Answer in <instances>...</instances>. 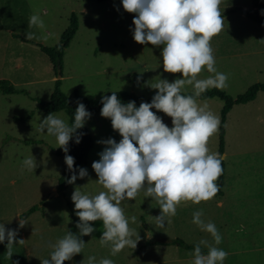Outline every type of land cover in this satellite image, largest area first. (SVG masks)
<instances>
[{
  "label": "rangeland",
  "instance_id": "obj_1",
  "mask_svg": "<svg viewBox=\"0 0 264 264\" xmlns=\"http://www.w3.org/2000/svg\"><path fill=\"white\" fill-rule=\"evenodd\" d=\"M221 8L230 9L231 12L227 18L244 19L248 11H252L253 4L252 0H221L219 9ZM29 11L32 15H39L43 20L44 27L42 29L39 27L28 28ZM73 13L78 16L80 25L78 33L63 58V75L66 76V80L61 88L68 96H74L75 91H79L82 95L92 97L91 94L94 95V93L91 92V87L97 80L92 76L97 74L96 71H103L101 60L97 57L100 54L109 56L107 59L109 66L112 62L113 65L120 62L114 55L117 51L122 50L120 45L123 37L130 40L131 50H136L133 38L135 27L133 18L136 14L125 11L122 0H0V80H10L11 84H14L18 89L27 91V93L13 94L0 92V223L4 224L6 230L16 231V242L12 245L13 254L11 257L7 254V239L0 242V264H42L43 259H50V254L53 251L50 244H55L67 234L64 229H60V226L56 233L60 234H52L45 230L46 224L43 226L41 223H36V220L28 221L23 227H20L15 218L16 214L26 212L31 205L36 204L39 201L37 200L39 195L46 192L51 185H58L59 178L57 176L62 175L66 162L65 156L58 155L55 151L58 148L56 138L49 135L46 129L43 132L40 131V123L49 114L39 109V103L36 100L51 98L55 89V82L51 80L55 73L54 66L48 68L43 57L44 53L36 44L19 43L21 45H18L13 41L7 42L6 35L10 37L13 32L26 38V31H30L35 34L34 38L30 39L31 41L45 46H54L60 41L61 35L69 26ZM7 30H11V33H6ZM115 42L118 47L115 46ZM19 60L22 61L21 68L15 66ZM27 66L36 67L37 75L26 70ZM101 77H103L102 74L98 80ZM253 84L241 85L240 88L227 93L232 96L242 94ZM120 85L116 87H123L122 84ZM111 89L117 88H109V93L113 92ZM156 92L158 89L150 91L149 96H146V92L134 93L153 98ZM97 95L101 94L97 93ZM251 106L240 107L245 109L236 111L233 115L237 120H235L234 126L232 124L234 120L231 121L232 132L229 134L226 144L228 158L231 160L250 162L251 158L264 154V122L253 119ZM155 113L162 118V111L156 109ZM52 114L71 126L67 111ZM164 115L166 114L164 113ZM28 116L31 117L28 118ZM15 117L19 119L15 120ZM259 120L261 119L259 118ZM165 124L169 126L168 122ZM172 126L171 123L169 127ZM109 138H114L117 142L122 139L119 132L113 129L110 118ZM28 141L31 142L28 143ZM207 147L209 152L218 151L220 147L218 135L210 137ZM260 150L262 153L258 154L257 152ZM101 152L100 148L96 150L94 154L96 161L101 158L99 155ZM29 157L36 162V169L29 170L23 165V161ZM92 164L93 160L89 165L91 166L89 170L83 167L88 173L85 177L78 176L76 179L79 184L88 186L85 192H81L90 197L107 191L101 184H95V182L98 183V176L92 168ZM93 190L96 192L93 193ZM215 198H217V194L214 198L199 204H194L191 201L181 202L177 206L176 214L170 217V223L166 221L163 228H159L156 224V216L161 214V208L155 199L151 198L154 202H150L149 197L144 196V190H141L133 200L121 201L120 207L128 219L129 228L135 231L136 237L143 231H147L151 235L149 239L153 242L179 238L186 243L197 244L201 240H207L210 245L223 250L222 240L219 245L215 244L210 233L202 231L192 223L193 213L202 210L201 219L205 223L215 224L220 235L221 230L225 228L227 237L232 238L235 231H231V227L239 225V216L243 215V212H239L236 216L231 213L229 217L228 213L223 214L220 211V208L215 204ZM40 200L45 202L44 205L48 210L45 220L49 222V226H54L52 222L54 220L49 215L53 212H56L55 217L59 221H67L73 215L72 206L62 194L58 196H51V193L45 194ZM133 216L136 217L135 223L131 219ZM144 222L147 224L148 230L144 227ZM238 228L239 231L235 232V240L238 237L241 245L247 247L248 228L244 224H240ZM102 230H104L103 226L99 232ZM21 239L24 240L23 243H18ZM144 242H141L135 249L132 248L131 258L128 256L129 259L125 258L123 261L128 264H137L140 257V260L144 261L141 264H191L193 260L186 258L182 263H175L177 261L173 262L170 254L163 257V253L156 247L167 245L168 247L181 248L180 245L154 242L142 246ZM201 246L208 250L206 246ZM27 249L31 255H27ZM182 249L187 250L185 247ZM86 250L87 256L94 253V250ZM232 261L235 264H257V255L246 252L237 255ZM223 263L228 264L225 261ZM64 264H70V261L67 260Z\"/></svg>",
  "mask_w": 264,
  "mask_h": 264
},
{
  "label": "clouds",
  "instance_id": "obj_2",
  "mask_svg": "<svg viewBox=\"0 0 264 264\" xmlns=\"http://www.w3.org/2000/svg\"><path fill=\"white\" fill-rule=\"evenodd\" d=\"M220 4L221 0H122L124 10L136 14L133 18L134 40L157 47L163 45L164 71L182 73L183 78L173 82L161 79L151 84L158 92L151 103L141 102L139 107L135 101L121 103L116 91L111 96L102 97L101 115L111 119L113 129L122 137L119 142L114 138L98 141L106 147L92 168L98 176V183L107 191L90 197L77 188L71 199L79 217L80 236L93 233L94 228L89 222L102 220L104 231L100 243L109 246L113 256L126 246L135 249L140 240L139 235L132 238L136 233L129 228L128 219L120 207L121 201L133 200L144 190L145 197L155 199L161 208L156 224L163 228L166 221L170 223V217L176 214L181 202L199 204L214 198L220 190L215 181L223 172L222 161L219 154L210 153L207 147L210 137L218 131L219 118L208 110L207 105L199 106L192 95L181 94L185 85L193 86L196 97L209 88L223 90L227 86L228 76L217 71L210 44L212 38L223 30ZM32 27H44L39 15L29 17L28 28ZM34 35L26 31V39H33ZM205 67L214 76L197 79ZM153 108L171 117L173 126L170 128L165 124L152 111ZM90 117L86 106L78 102L71 126L52 113L40 123V131L46 129L66 153L65 162L74 172L67 181L70 184L75 183L77 175L74 157L67 155L68 144L74 134L75 142L80 143L77 129L82 128ZM23 165L29 170L37 167L31 157L26 158ZM87 174L86 169H79L80 178ZM202 216V210L194 212L192 223L210 233L215 244L219 245L222 237L215 224L205 223ZM131 219L135 223L136 217ZM26 223L21 219L19 225L23 227ZM147 235L150 238V233ZM5 239L7 254L11 257L16 231L6 230L0 223V242ZM23 241L21 239L18 243ZM84 243L69 232L55 244H50L53 249L50 259H43L42 264H64L82 252ZM201 245L208 248L207 254L202 253ZM227 256L226 251L201 240L195 245L191 264H223ZM88 264H96L95 256L88 257ZM99 264L114 262L102 258Z\"/></svg>",
  "mask_w": 264,
  "mask_h": 264
},
{
  "label": "crops",
  "instance_id": "obj_3",
  "mask_svg": "<svg viewBox=\"0 0 264 264\" xmlns=\"http://www.w3.org/2000/svg\"><path fill=\"white\" fill-rule=\"evenodd\" d=\"M219 10L224 20L223 30L218 35L212 38L210 44L213 49L215 67L217 71L222 72L228 76V80L226 82L227 86L223 90L231 93L233 90L240 88L241 85H249L261 81L264 82V79H262L264 78V24H260L257 21L252 20L248 15L244 19H230L227 18L228 14L231 12L229 11L230 9L224 10L223 8H221ZM28 13H30V11ZM29 15L31 16L32 14L30 13ZM7 32L11 33V30H7L6 33ZM6 38L7 42L13 41L14 43H18V45H21L19 43H29L16 37L15 33L13 32L11 33L10 37L9 35H6ZM134 42L136 43V50H131L130 40H126V38L124 37L122 38L120 45V49L122 50L117 51L114 55V57H117L120 60V62H118L117 64L115 63L113 65L112 62L109 66V60H107L109 59V56L100 54V56L97 57L101 60L103 71H96L97 74L92 76L97 79L91 87V92L94 93V95L91 94L93 98L99 99L104 97V95L109 93V88H117L111 89V91L123 88L136 93L146 92V96H149L148 94H150V91L155 90L150 86L151 84L156 83L161 79H167L169 82H173L178 78H183L182 73L172 74L164 71L162 57L163 45L157 47L151 45L150 43L140 44L135 40ZM115 46L118 47L117 42H115ZM43 55L48 68L53 67V64L47 54L44 53ZM15 66L21 68L23 66L22 61L19 60L15 64ZM26 70H30L29 72L33 73L35 76L37 75V68L34 66H27ZM101 74L103 77L100 78V81L98 80V77L101 76ZM209 76H214V73H209L207 71V68L205 67L199 73L197 79H206ZM138 77H140L139 80ZM56 79L57 76L54 73L51 80L55 82ZM65 80L66 76L64 75L61 87H63ZM120 84H122L123 87H116L121 86ZM182 90L194 93L193 86L191 85H185ZM97 93H100L101 95H97ZM195 100L199 106L207 105L208 110L211 111L215 116H217L221 123L222 109L225 105V100L222 97L213 96L204 99L196 98ZM250 105H252L251 109H253V119H256L259 122H264V90L259 91L257 93V96L253 100H250L246 103L235 104L227 114L225 134L226 149L223 154L225 163L223 185L224 190L223 194L217 195V198H215V204L220 208V211L223 214L228 213V216L230 217L231 213L236 216L239 212H243V215L239 216V225H234L233 227H231V231H239L238 226H240V224H244L246 228H248L247 234L249 237V241L247 243V247H243L241 245V241H239L238 237H236L235 240V232L230 239L226 235L225 228L221 230L223 250L228 253V256L224 261L228 264H235L232 259H234V257H236L237 255L244 254L246 252H249L252 255L256 254L257 264H264V154L260 150V152L257 153L262 154L257 156L256 158H251L250 162L237 159L231 160L230 158H228L229 154L226 147L229 134L232 132L231 121L234 120L232 121V124L234 126L235 120H237L233 116L234 113L236 111L238 112L239 110L245 109L240 107H247ZM152 111L155 112L156 109L153 108ZM89 112L91 113V117L90 119L86 120L84 125L88 127L92 132L95 139V144L89 151L87 165L79 166L76 173L77 177L79 176L80 168L86 167V169L89 170L91 167L89 165H91L92 160L93 162L96 161V157L94 158L96 150L100 148L103 151L106 147V145H104L103 143H98V141H103L109 138V118L103 117L101 115V111ZM163 115L164 113L162 114L163 122H168L169 124L172 118L168 115ZM259 118L261 120H259ZM171 123L172 122H170V124ZM220 123L218 126V131L214 134L216 136L218 135L219 143ZM219 148L218 151H210V153L219 154ZM87 166L89 167L87 168ZM57 178H60V176H57ZM95 184L97 185L99 183L95 182ZM58 185H51L50 188L46 190V192H43L39 195L37 199L39 201L36 204H33L39 205L38 210L28 214L26 217H23L22 215L25 212H19L18 214H16V220L18 222H20L21 219H24L27 222L36 220V223H41L43 224V226L46 224L47 226L45 230L52 234H56L57 229L60 226V229H64L67 234L71 232L72 234L81 238L85 242L82 252L73 256V258L69 260L70 264H88V257L90 256H95L96 264H99V261L102 258L110 259L114 262V264H128L123 260L125 258L127 260L129 259V257L131 258L130 252L132 250V247L126 246L122 251L113 256L111 254L109 246L101 245L100 238L104 230H102L101 232L99 231L103 226L102 220L89 222L94 228L93 233H91L90 235L80 236V230L77 227L79 217L76 215L75 205L71 197L73 192L77 188L79 191L85 192L88 186L86 184H79V182L75 181V183H69L64 193H62L59 191ZM247 187H249L250 189H246ZM92 192L95 193L96 190H93ZM49 193H51V196H58L62 194L63 197L67 199L72 206L73 214L77 218V221H75L72 217H70L67 221H59V219L55 217L56 212H53L49 215L50 218L54 220L52 221L54 226H49V222L45 220L46 212L48 213V210L44 205L45 202L42 201L43 199L40 200L42 196H45V194ZM148 200L150 202H154L151 197H149ZM245 201H247L248 203L243 204L242 202ZM33 205H31L30 207H32ZM254 208L255 210L253 211ZM224 225H226V223H224ZM59 234L60 233L56 235ZM147 234V231H143L142 234H139L141 237L137 242V246L140 245L141 242L149 239V236ZM132 238L136 239V236H133ZM156 247L160 250L161 253H163V257L170 254V258H172V261H177L175 263H182L183 259L186 258L193 259V249L184 250L182 249V247H168L167 245ZM86 249H89L90 251L94 250V253L90 256H87ZM27 255H31L28 249ZM143 262L144 261H141L139 257L137 264H141Z\"/></svg>",
  "mask_w": 264,
  "mask_h": 264
},
{
  "label": "trees",
  "instance_id": "obj_4",
  "mask_svg": "<svg viewBox=\"0 0 264 264\" xmlns=\"http://www.w3.org/2000/svg\"><path fill=\"white\" fill-rule=\"evenodd\" d=\"M253 4V10L248 11L247 15L254 21H257L260 24H264V0H252ZM79 19L78 16L73 13L70 18V23L67 29L63 32L61 35L60 41L54 45V46H45L40 43H36L34 41L28 40L24 37H22L19 34H15L16 37L22 39L23 41L36 44L41 48V50L47 54V56L50 58L55 74L58 77L55 81V89L53 91V94L51 95V98L49 100H42V99H36L39 103V109H41L44 113L51 114L55 112H59L62 110L67 111L69 115L70 124L72 125L74 123V114L75 110L78 106V102H82L88 111L91 112H99L101 111L103 105L101 103L102 98L95 99L91 98L85 95H82L79 91H75L74 96H68L66 93L63 92L61 85H62V78H63V58L65 55V52L67 48L70 46L72 40L76 36L78 30H79ZM61 76L59 77V75ZM261 90H264V82H257L253 84L246 92L239 94L238 96H232L228 94L224 90H220L217 88H209L207 91L203 92L200 96L196 97L194 93L190 92H184L181 91L182 95H192L194 99L196 98H210L213 96H220L225 100V105L222 109V117H221V123H220V149H219V157L222 161V168L223 172L220 175V177L216 180V184L219 186V192L217 195H221L223 193V185H224V173H225V164L223 160V154L225 151V134H226V119L227 114L230 111V109L235 105L239 103H246L250 100H253L257 93ZM0 92H3L5 94H13V93H19V92H25L27 91L25 89H18L14 84H11V82L7 79H1L0 80ZM116 94L118 96V99H120L121 103H128L130 101H135L136 106L139 107L141 102H148L151 103L153 98H147L140 96L134 92L127 91V90H118L116 91ZM107 96H111L112 92L106 94ZM31 116H28V118ZM15 120H18V117L14 118ZM77 134L80 135V143H76V135L74 134L73 140L69 141L68 144V153L67 155H71L74 157V171L75 174L77 173V170L79 166L81 165H87L88 163V154L91 148L95 144V139L93 137L92 132L88 127L85 125L77 129ZM31 141H28L30 143ZM42 143V141H39ZM56 153L58 155L65 156L66 153L63 151L62 148L58 147L56 150ZM74 174L73 171H70L68 169V166L66 164L65 169L62 173V175L59 178V191L64 193L65 189L68 186V180L71 178V176ZM39 209V205H33L30 207L25 213H23V217H26L28 214L36 211ZM73 210V209H72ZM72 218L77 221V218L75 215H71ZM144 227L148 230L147 224L144 222ZM158 243L163 244H176L180 245L182 247H185L187 249H193L195 248V243L190 244L186 243L182 239H173V240H159L154 241ZM151 239L144 242L142 246L149 245L154 243ZM202 253L207 254L208 250L203 248L201 246ZM225 264V263H223Z\"/></svg>",
  "mask_w": 264,
  "mask_h": 264
},
{
  "label": "water",
  "instance_id": "obj_5",
  "mask_svg": "<svg viewBox=\"0 0 264 264\" xmlns=\"http://www.w3.org/2000/svg\"><path fill=\"white\" fill-rule=\"evenodd\" d=\"M61 76V74L59 75V77Z\"/></svg>",
  "mask_w": 264,
  "mask_h": 264
}]
</instances>
